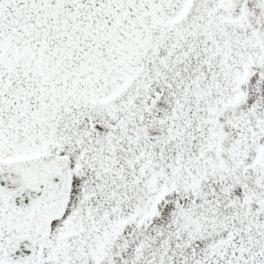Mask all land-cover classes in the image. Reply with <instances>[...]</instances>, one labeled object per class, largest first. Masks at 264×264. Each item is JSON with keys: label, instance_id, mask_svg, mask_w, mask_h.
Here are the masks:
<instances>
[{"label": "snow or ice", "instance_id": "6c2138e0", "mask_svg": "<svg viewBox=\"0 0 264 264\" xmlns=\"http://www.w3.org/2000/svg\"><path fill=\"white\" fill-rule=\"evenodd\" d=\"M0 264H264V0H0Z\"/></svg>", "mask_w": 264, "mask_h": 264}]
</instances>
